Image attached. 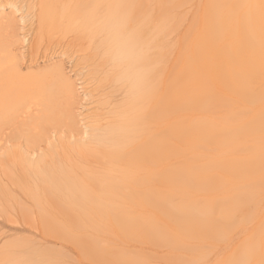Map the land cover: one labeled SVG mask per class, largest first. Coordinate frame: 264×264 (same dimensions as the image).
Returning a JSON list of instances; mask_svg holds the SVG:
<instances>
[{
	"label": "bare ground",
	"instance_id": "1",
	"mask_svg": "<svg viewBox=\"0 0 264 264\" xmlns=\"http://www.w3.org/2000/svg\"><path fill=\"white\" fill-rule=\"evenodd\" d=\"M175 4L176 0H40L39 18L46 31L76 27L82 35L76 37L90 43L86 50L93 46L94 36L104 35L105 57L95 65L106 88L122 98L103 99L105 106L110 102L109 115L104 122L100 119V126L93 125L89 138L103 156L97 153L99 163L108 164V173L104 170L99 178L96 170L95 176H87L82 172L90 169L84 167L82 177L67 175L70 172L62 176L63 170L52 177V151L60 157L57 150L64 142L56 140L60 144L55 151V142L46 134L27 140L21 151L20 140L25 138L19 132L30 121L37 126L50 117L55 91L67 111L78 93L61 66L21 74L17 55H6L0 46V181L13 184L12 190L33 204L47 197L52 184L69 186L56 193L76 191L97 208L100 198L114 200L119 209L109 226H95V234L82 229L62 234L76 239L81 248L91 245L95 261L110 255L100 247L98 233L109 236L112 246L141 235L154 246L185 244L190 251L203 250L176 258L177 264L195 257L203 261L213 236L241 231L243 221L249 220L254 224L241 232L239 244L228 246L221 264H264V202L260 209L255 199L264 190V0H207L200 16L182 32L177 55L165 65L161 39L174 19L170 8ZM211 103L214 110L208 109ZM95 157L92 154L91 160ZM11 166L23 177L13 178L20 173L6 171ZM3 187L0 194H8L10 188ZM246 208L253 211L245 214ZM217 214L224 220L217 221Z\"/></svg>",
	"mask_w": 264,
	"mask_h": 264
},
{
	"label": "rangeland",
	"instance_id": "2",
	"mask_svg": "<svg viewBox=\"0 0 264 264\" xmlns=\"http://www.w3.org/2000/svg\"><path fill=\"white\" fill-rule=\"evenodd\" d=\"M206 1L207 0H176L175 6H171L170 13L173 15L174 19L170 23L169 30L161 39L162 47L167 54V57L164 59L165 65H169V63L177 55L179 40L182 32L192 25L194 19H197L200 16L199 14L201 13ZM39 12L40 0H0L1 49L3 48L2 50L5 51L4 53L8 56L16 57L17 55L18 60L16 64L19 65L18 69L21 74L42 72L61 66L65 75L70 77V81L74 82L78 94L75 96L73 103H69L70 106L68 105L69 110L67 111V108H65L63 102H61V99L58 97L59 95H56L57 92L55 91V99L52 101L53 105L50 117L45 118L46 121L42 123L39 122L37 126L35 125V121H30L28 127L23 132H19L23 139H26H24L25 141L20 140L22 141L21 151H24L23 149L26 147L25 142L27 140H37V137L39 138L40 134H46L50 140L55 142V151L56 148L59 147L63 149V152H61L62 150L60 151V148L57 150L59 151L58 153H61L60 157L56 154L57 152L55 153L52 151L53 153L51 155L53 159L48 166L49 168H52V170L50 169L52 177L60 176V170H63L64 172L62 171V176H64V174L66 175L68 172H70V174L67 175H74L76 177H82L84 175L88 176L90 173L91 175H96L97 172L98 175L96 176L103 178L104 175L102 176V174H106L105 171L108 173L107 168L109 166L105 163H99V159L97 158L98 152H96L94 148V143H91V137L93 134L91 133V130H93L97 122L99 124L96 126H100L104 120H107L109 109L111 108L109 104L112 99L115 98L114 101L118 102L122 98V95H114L115 93L113 94L109 88H106L105 85H107V83L104 80L103 83L101 80L103 79L102 72L99 68H97L98 66L95 65L100 59L103 60L105 57L104 51H106L107 48L102 45L104 42H101L104 35L102 36V33H100L99 35L94 36L93 46L89 49L87 48L86 50V46L90 45V43L84 44L81 37H79L81 41L78 37H76V35L82 36L76 32V27L65 28V26L61 25L56 29L52 28L49 31H46V29L41 26L42 22H40L41 19L39 18ZM48 37H50V40H47ZM98 79L100 84L98 83ZM261 79L264 83V78ZM98 84L101 87H99ZM109 93L113 94L114 97ZM107 94H109V96H107ZM104 96L106 98H104ZM103 99H106L105 101L107 102L108 100H111L107 103L108 106L103 104ZM105 109H107V112ZM208 109L214 110L215 105L211 103L208 106ZM100 119L103 120V122H101ZM65 121H67L66 124ZM70 125L72 127H70ZM37 128L40 130L39 133H37ZM89 135L91 136V141ZM85 136L88 137L86 139L87 141L85 140ZM79 138L82 142H84V144L87 145V143H89V146H85L81 143ZM56 140H59L60 142L63 141L64 144H60V142L57 143ZM74 140H76V144ZM72 143L73 146L77 145V149L79 150H76V147L74 148L72 146L74 148L73 149L71 147ZM59 144L63 145L65 149H68V146L70 147L68 150H64L63 146L58 147ZM14 150L17 149L14 148ZM64 151L68 152L71 157L69 156L70 158H68V153H65ZM89 151L92 152L91 155H89L90 160L85 157V155L87 156L90 154ZM92 154L93 156H96L95 160H91ZM53 155H56V157ZM98 157L103 156L98 153ZM84 158L88 161H93V163L85 161ZM61 159H63L64 164L59 162ZM76 162L78 164H76ZM65 164L67 166L66 169L63 166ZM70 165L72 167H70ZM84 167H87L86 169L90 170L82 172L83 169L85 170ZM13 168L15 169H12L11 166V168L6 171L12 170V172L15 173L17 171V167L14 166ZM67 169L73 170L72 172L71 170L66 172ZM92 169L94 171H91ZM80 171L84 173V175ZM12 172H8L9 176ZM17 172L20 174L16 175V177L14 175L13 178L18 180L23 177V172ZM99 172L101 173L99 174ZM2 182L4 184L1 186ZM2 182L0 181V187H3L6 184L5 186H7V190L10 188V191L8 190V194L6 193L7 191H3L5 194H0V264H177L176 258H190L189 256L191 254H201V250H203L199 249L190 251L185 244L181 243H163L159 246H154L149 240L144 241L143 239L145 238L142 235L138 236L135 240L127 239V241H122L119 246H112L107 242L108 239H110L109 236L98 233L99 235H97L102 242L100 247L107 250L106 252H109L110 255L108 256L109 260L106 258L102 261H95V259L90 256V253L93 250L92 247H90L91 245L89 248H81L77 245L76 239L73 237H64V235L74 234L76 230L78 231L77 233H79V230L81 229L86 230L90 234H95L99 229L96 227L109 226L114 214L119 209L115 207L114 200H112L109 196L100 198L97 208L95 205L96 203H92L91 205V203H86L88 200H86V202H84V199L81 200V197H79V194H77L76 191L73 194H66L65 192V194H63L65 197H63V195L56 192H58L59 189L66 191L65 187L67 185L55 186L52 184L49 186L47 197L41 199L40 201L38 199L33 204V202L31 203L30 201H26L23 196H20L17 190H12L16 189L13 184L8 183L6 180H3ZM4 187L3 189H5ZM91 187L92 189H94V187L97 189L96 186ZM40 188L41 187L38 186V189ZM72 196L74 199L77 196L82 203L77 202L78 199H75L72 202ZM256 198L259 208L261 209L264 202V190L255 195V199ZM226 201L230 202L231 200L228 199ZM108 202L109 205L112 204L111 208L107 207L108 204L106 203ZM101 203L102 205H105L102 206ZM86 207H89V209L91 207L93 209V213L97 214L100 220H97V216L93 215V213H91V211H89ZM68 208H70V211ZM100 209L104 210L102 212L99 211L98 213V210ZM111 211L113 214H110ZM251 211L253 210L248 208L244 210L245 214H250ZM217 215V221L224 220L219 214ZM90 217H93L95 222L92 221ZM87 218H89V220ZM78 220L80 222H78ZM89 222H91L94 226ZM240 223H242V221H240ZM253 224L254 223L249 220L245 222L243 221V230L251 228ZM243 230L240 231V229H236L231 233L216 234L212 237L210 244L206 247V250L204 249V255H207L205 260L200 261L201 257H195V261H193L194 259H191L189 261L179 262V264H191L192 261V264H221L224 262V259H227L226 257L230 251V247L228 246L239 244L237 240L240 238ZM89 238L90 235H87V239L92 241V238Z\"/></svg>",
	"mask_w": 264,
	"mask_h": 264
}]
</instances>
